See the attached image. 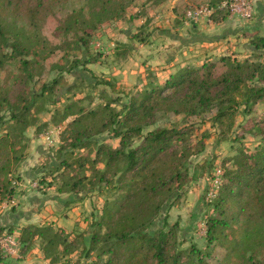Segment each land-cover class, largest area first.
I'll list each match as a JSON object with an SVG mask.
<instances>
[{
	"label": "rangeland",
	"instance_id": "rangeland-1",
	"mask_svg": "<svg viewBox=\"0 0 264 264\" xmlns=\"http://www.w3.org/2000/svg\"><path fill=\"white\" fill-rule=\"evenodd\" d=\"M10 2L6 11L0 13V30L4 31L0 53L10 54V45L20 44L27 54L6 62L0 71V84L8 87L11 103L23 102L24 98L32 100L31 114L37 118L32 126L21 132L17 128V139L21 144L12 154L18 157L9 175L13 193L0 204V236H14L19 242L18 253L1 260L0 264H38V257H45L39 238L28 243L19 241L28 223L52 224L56 229L64 230L63 237L79 244L56 262L45 257L44 264H91L97 255L92 251L87 256L89 245L78 236L90 237L91 222L100 215L106 199L113 197L114 192L105 186L92 188L86 184L77 194H58L56 191L60 171H52L51 164L59 163L64 157L62 146L66 143L60 141L61 132L67 121L75 117L58 122L63 108L72 104L74 112L79 109L87 112L112 102L115 111H122V106L136 91L144 92L156 84L162 85L161 79L152 80L150 68L161 69L166 64L160 46L185 44V40L171 39L172 36L184 37L193 44L186 48V54L181 53L174 59L176 70L187 65L216 62L225 55L239 61L264 62V49L255 51L250 42L254 37H264V0H136L119 18H110L100 0ZM196 10L201 11L199 20L188 18L187 13ZM76 19L88 31V47L78 41L81 33L72 29ZM160 35L164 36L162 45L154 40ZM194 40L201 41L196 43ZM149 53L156 56L150 58ZM88 55L98 57V61L87 64V69L70 68L75 59ZM21 59L30 60L34 66L32 77L22 70ZM152 59L154 62L150 64ZM54 80L55 91H47ZM239 110L235 124L224 140L219 138V128L212 121L214 112L193 117L161 112L142 131L145 134L158 126L190 127L192 140L203 138L205 141L202 152L189 159L188 181L175 189L174 198L164 205L154 222V228L163 227L164 223L167 228L178 223L180 247L195 244L204 249L206 220L212 213L211 203L218 193L224 170L230 168L231 158L238 152L252 153L262 142L260 136L244 131L248 127L247 121L264 114V103L254 105L251 113H244L242 108ZM0 115L5 116L4 120L10 118L6 107ZM6 126V122L0 123L1 137L11 129ZM98 137L115 148L120 145L111 130ZM134 141L133 145L140 142ZM85 152L73 150L74 155ZM86 175L92 174L86 171ZM27 253L33 258L22 262Z\"/></svg>",
	"mask_w": 264,
	"mask_h": 264
},
{
	"label": "trees",
	"instance_id": "trees-1",
	"mask_svg": "<svg viewBox=\"0 0 264 264\" xmlns=\"http://www.w3.org/2000/svg\"><path fill=\"white\" fill-rule=\"evenodd\" d=\"M100 1L110 18H119L136 0ZM11 4L10 0H0V13ZM72 29L81 33L78 41L88 47V31L82 23L76 19ZM3 33L0 30V44ZM250 42L255 51L264 49V37H254ZM10 46L12 53H0V71L10 58L27 54L20 44ZM75 60L71 69H87V64L97 62L98 57L88 55ZM20 65L29 77L33 76L30 60L21 59ZM53 82L47 91H55L56 80ZM8 90L0 84V111L6 107L10 115L7 120L0 115V123L11 127L0 136V204L13 193L9 175L18 158L12 154L21 144L17 128L21 132L37 118L31 114L32 100L24 98L23 102L11 103ZM259 102L264 103V62L239 61L225 55L216 62L181 67L162 85L136 91L122 111H115L112 102L87 112H74L72 104L66 105L58 122L75 117L67 121L61 132L60 141L66 143L62 146L64 157L51 164L52 171H60L56 191L77 194L86 184L92 188L105 186L114 192L91 222L90 237L78 236L89 245L86 255L92 251L97 255L91 264H264V114L247 121L244 131L260 136L262 142L252 153L238 152L231 158L230 168L224 170L211 203L212 213L206 220L204 249L195 244L180 247L178 223L154 228L156 217L174 198L175 189L188 181L189 159L202 152L204 139L192 140L190 127L158 126L142 133L161 112L188 117L214 112L212 121L219 128V138L224 140L235 124L239 108L251 113ZM107 130L119 139L117 148L99 140L98 136ZM135 139L140 141L137 145H133ZM76 148L86 152L74 155ZM86 171L92 175L87 176ZM63 234L64 230L52 224H27L19 241L28 243L39 238L43 255L56 262L79 245Z\"/></svg>",
	"mask_w": 264,
	"mask_h": 264
},
{
	"label": "crops",
	"instance_id": "crops-1",
	"mask_svg": "<svg viewBox=\"0 0 264 264\" xmlns=\"http://www.w3.org/2000/svg\"><path fill=\"white\" fill-rule=\"evenodd\" d=\"M171 39H175V40L177 39L179 41H182V40L184 41L185 40V44L177 43V45H171L170 46V45L165 43L163 46L159 47L160 53H163V55L166 56V59L163 62V63H166V64L163 65L161 69L156 68V67L150 68V70H151L150 73L152 74V77H153L152 80H154V78L155 79H157V78L161 79L162 81L157 80V81H160L159 83H161V84L163 82H165L167 80V78L176 71L175 63H173V61H175L174 59H176L178 57V55H180L181 53L182 54H186V48L187 47H191V45H193L192 43H189V40L186 41V39H184V37L183 38L182 37L179 38V37H176V36H172ZM154 40L160 41V45H162V43H164V41H163L164 40V36L163 35L157 36V37L154 38ZM194 41H196V43H200L199 41H201V40H194ZM187 45H190V46H187ZM152 51L153 50H151V52ZM168 52H170V53H168ZM149 54H150L149 55L150 58H151V56L152 57L156 56V55L153 56L154 53L153 54L149 53ZM153 62H154L153 59H152V61H149L150 64H153ZM59 223H61V222H59ZM28 224H30V223H28ZM30 225H32V224H30ZM39 256H41V255H39ZM32 258L33 257L30 256V253H27L26 254V259L24 261H22V262H27L28 260H30ZM45 260H47V259H45V257L41 256V257H38L37 261H38V264H44Z\"/></svg>",
	"mask_w": 264,
	"mask_h": 264
},
{
	"label": "built area",
	"instance_id": "built-area-1",
	"mask_svg": "<svg viewBox=\"0 0 264 264\" xmlns=\"http://www.w3.org/2000/svg\"><path fill=\"white\" fill-rule=\"evenodd\" d=\"M187 14H188L187 15L188 18L193 20L194 19L199 20L201 11L200 10L191 11V12L189 11ZM216 182L218 183V179H216ZM18 244H19L18 240L12 235L0 236V261L6 260L11 256H15L18 253L17 251Z\"/></svg>",
	"mask_w": 264,
	"mask_h": 264
}]
</instances>
